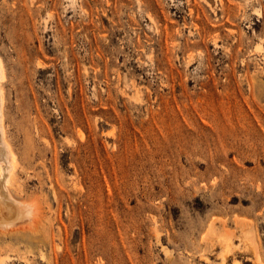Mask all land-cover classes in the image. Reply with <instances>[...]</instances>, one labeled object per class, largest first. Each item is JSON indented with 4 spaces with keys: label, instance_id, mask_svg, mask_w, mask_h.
<instances>
[{
    "label": "rangeland",
    "instance_id": "374dc122",
    "mask_svg": "<svg viewBox=\"0 0 264 264\" xmlns=\"http://www.w3.org/2000/svg\"><path fill=\"white\" fill-rule=\"evenodd\" d=\"M0 55L51 238L0 264H264V0H0Z\"/></svg>",
    "mask_w": 264,
    "mask_h": 264
},
{
    "label": "bare ground",
    "instance_id": "6f19581e",
    "mask_svg": "<svg viewBox=\"0 0 264 264\" xmlns=\"http://www.w3.org/2000/svg\"><path fill=\"white\" fill-rule=\"evenodd\" d=\"M6 77V66L0 55V250L14 248L20 251L25 248L22 254L32 251L43 257L51 246L50 232L43 218L41 199L25 194L16 181L18 155L6 134L4 122ZM224 246L226 258L231 251L230 239H225ZM260 256L257 254L258 259Z\"/></svg>",
    "mask_w": 264,
    "mask_h": 264
}]
</instances>
